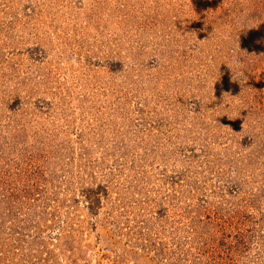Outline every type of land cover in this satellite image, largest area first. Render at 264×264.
<instances>
[{"label": "rangeland", "instance_id": "rangeland-1", "mask_svg": "<svg viewBox=\"0 0 264 264\" xmlns=\"http://www.w3.org/2000/svg\"><path fill=\"white\" fill-rule=\"evenodd\" d=\"M0 264H264V0H0Z\"/></svg>", "mask_w": 264, "mask_h": 264}, {"label": "trees", "instance_id": "trees-1", "mask_svg": "<svg viewBox=\"0 0 264 264\" xmlns=\"http://www.w3.org/2000/svg\"><path fill=\"white\" fill-rule=\"evenodd\" d=\"M102 191H103V190H102ZM91 192H92V191H91ZM96 194H97V192L94 193V195H96ZM95 202H96L98 205L100 204V201H96V200H95ZM94 205H95V203L92 204V206H93L92 209H93V208H98L97 206H94Z\"/></svg>", "mask_w": 264, "mask_h": 264}]
</instances>
